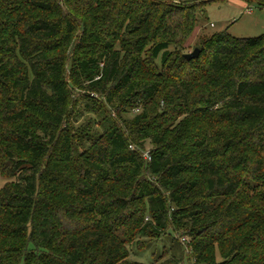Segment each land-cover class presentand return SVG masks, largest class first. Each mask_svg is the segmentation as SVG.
<instances>
[{
	"label": "trees",
	"instance_id": "16d2710c",
	"mask_svg": "<svg viewBox=\"0 0 264 264\" xmlns=\"http://www.w3.org/2000/svg\"><path fill=\"white\" fill-rule=\"evenodd\" d=\"M211 1L0 0V264H264V34L186 59Z\"/></svg>",
	"mask_w": 264,
	"mask_h": 264
},
{
	"label": "rangeland",
	"instance_id": "374dc122",
	"mask_svg": "<svg viewBox=\"0 0 264 264\" xmlns=\"http://www.w3.org/2000/svg\"><path fill=\"white\" fill-rule=\"evenodd\" d=\"M182 2H201L206 0H180ZM236 39L257 38L264 34V3L252 2L247 4L243 0H229L227 3L211 1L205 4V14L199 17L198 25L193 34L188 38L184 47L186 54L193 52L194 49H200V41L203 38L210 37L224 30ZM86 94L81 93V97ZM92 96V95H91ZM86 101H89L86 99ZM84 104V100L82 101ZM83 104L77 107L83 109ZM93 118L91 115H85L84 119ZM79 123V124H80ZM151 146L146 144V152L150 151ZM7 182L0 175V188ZM177 237V236H175ZM147 240V239H146ZM189 241L188 237L172 238L164 236L159 241L151 240L150 246L143 252L132 249L131 259L144 264H153L155 258L162 255L165 251H170L171 255L180 258L188 250L185 243ZM184 250V251H183ZM188 264V261H185Z\"/></svg>",
	"mask_w": 264,
	"mask_h": 264
},
{
	"label": "water",
	"instance_id": "95a60500",
	"mask_svg": "<svg viewBox=\"0 0 264 264\" xmlns=\"http://www.w3.org/2000/svg\"><path fill=\"white\" fill-rule=\"evenodd\" d=\"M200 52H201V50L198 49V48H196V49L193 50V52H191V53H189V54H185L184 56H185V58L188 59V60L196 59V58L199 57Z\"/></svg>",
	"mask_w": 264,
	"mask_h": 264
}]
</instances>
